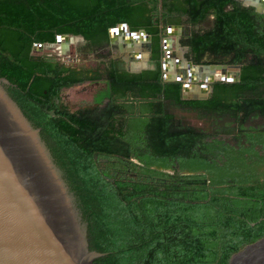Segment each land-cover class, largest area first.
Listing matches in <instances>:
<instances>
[{
  "label": "trees",
  "instance_id": "16d2710c",
  "mask_svg": "<svg viewBox=\"0 0 264 264\" xmlns=\"http://www.w3.org/2000/svg\"><path fill=\"white\" fill-rule=\"evenodd\" d=\"M119 23L150 35V68L129 72L120 58L103 68L71 67L33 52L34 43L63 33L96 49ZM169 24L189 25L181 44L192 63L239 64V78L213 81L206 99H182L183 82L162 78ZM0 77L40 128L76 197L90 248L105 253L93 264H227L264 236V14L253 7L0 0ZM85 81L100 86L89 106L70 111L60 92Z\"/></svg>",
  "mask_w": 264,
  "mask_h": 264
},
{
  "label": "water",
  "instance_id": "95a60500",
  "mask_svg": "<svg viewBox=\"0 0 264 264\" xmlns=\"http://www.w3.org/2000/svg\"><path fill=\"white\" fill-rule=\"evenodd\" d=\"M235 1L264 14V0ZM183 28L187 29L167 25L169 36L163 38L166 58L161 62L164 81L183 82L182 99H206L213 81L239 78V64L187 61L177 48ZM108 38L115 56L124 53L132 61L131 70L147 68L145 60L138 61L150 50L149 35L143 30L134 32L126 23H119L108 29ZM77 42L86 41L81 35L58 34L55 42L34 43L33 52L53 48L66 53ZM172 43L176 44L174 52ZM9 85L7 78L0 77V264H93L105 253L90 248L76 197L40 128L8 93ZM227 264H264V236L233 253Z\"/></svg>",
  "mask_w": 264,
  "mask_h": 264
},
{
  "label": "rangeland",
  "instance_id": "374dc122",
  "mask_svg": "<svg viewBox=\"0 0 264 264\" xmlns=\"http://www.w3.org/2000/svg\"><path fill=\"white\" fill-rule=\"evenodd\" d=\"M166 28L167 26H165V29L162 32L163 35L166 34ZM171 48L173 49V44L171 45ZM82 50L83 51H80V52L78 51V42H77V43L70 44L69 50L66 53H61L59 52L58 49H53V48L36 49L34 53L43 54L47 57H51L55 59L56 61H58L59 63H62L67 66H71V67L103 68L104 66L103 64L105 63V60H104V56L101 55L99 51L95 53L94 51L87 50V48H84ZM123 54L124 53H119L118 55L120 57ZM142 55L143 56L140 57L138 61L144 60L147 53L143 52ZM94 90H95V85L89 84V82H82V83L75 84L68 88H63L60 92L61 103L64 104L68 109L72 111L79 109V108L87 107L89 106L91 102V97H92V93ZM179 116L186 117L184 114H181L180 112H179ZM188 118L191 120L192 123L196 125L200 124V122L197 119H195L193 115H188ZM202 122H203L202 125L206 126V122L205 121H202Z\"/></svg>",
  "mask_w": 264,
  "mask_h": 264
},
{
  "label": "flooded vegetation",
  "instance_id": "af4514ba",
  "mask_svg": "<svg viewBox=\"0 0 264 264\" xmlns=\"http://www.w3.org/2000/svg\"><path fill=\"white\" fill-rule=\"evenodd\" d=\"M174 25V24H173ZM177 25V24H176ZM179 25V24H178ZM180 26L182 27H187V29H182V31L178 34V47L179 49H181L182 51V55L183 57L187 60V61H191V59L186 55L187 52H188V47L186 45H182L181 44V40L183 39V37H186L189 35V30H190V27L189 25H181ZM130 30V29H129ZM140 30H143V29H138V30H132L134 32H139ZM144 31V30H143ZM145 32V31H144ZM146 33V32H145ZM147 34V33H146ZM148 35V34H147ZM169 34L166 32L165 35H162L161 36V47H162V59H161V62L166 58V54H165V49H164V43H163V38L164 37H168ZM140 40H143V39H140ZM134 41V39H133ZM86 43V42H85ZM85 43H81V42H78V51H83L82 49H84L85 47L82 46L84 45ZM173 44V49L171 48V51L174 52V49H176V44L175 43H172ZM149 47H150V50L149 52H147V55L145 57V62L147 64V68H150L151 65H150V51H151V38H150V35H149ZM87 50L89 51H94L95 53H97L98 51L100 52L101 55L104 56V60H105V63L103 64L104 66L107 65V61L112 58V59H121L122 62L120 63L121 67L126 69L127 71L129 72H138L136 70H131V62L127 61V59H125V54H123L122 56L119 57V55L115 56V52L113 51L112 49V46H111V43L109 41V38L107 41L103 42L100 46H98V48L94 49V48H88ZM119 57V58H118ZM128 58H130V56H128ZM207 60V55H204L203 58H202V61H206ZM133 64V63H132ZM103 66V67H104ZM161 67H162V63H161ZM132 68H133V65H132ZM145 69V68H144ZM142 70V69H141ZM140 71V70H139ZM85 82H89V84H94L95 85V90L93 91L92 93V97H91V100L93 99V96H94V93L96 92V89L98 88V86H100L97 82H90V81H85ZM199 83V82H198ZM61 100V99H60ZM107 100L105 99L104 100V103H106ZM72 111V110H70Z\"/></svg>",
  "mask_w": 264,
  "mask_h": 264
},
{
  "label": "bare ground",
  "instance_id": "6f19581e",
  "mask_svg": "<svg viewBox=\"0 0 264 264\" xmlns=\"http://www.w3.org/2000/svg\"><path fill=\"white\" fill-rule=\"evenodd\" d=\"M141 62V61H140ZM218 73V71H216V74Z\"/></svg>",
  "mask_w": 264,
  "mask_h": 264
}]
</instances>
